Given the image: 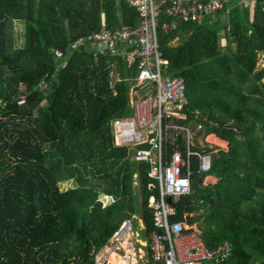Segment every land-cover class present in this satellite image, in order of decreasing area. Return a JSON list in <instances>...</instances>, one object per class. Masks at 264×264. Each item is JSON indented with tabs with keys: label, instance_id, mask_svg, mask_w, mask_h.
I'll use <instances>...</instances> for the list:
<instances>
[{
	"label": "trees",
	"instance_id": "trees-1",
	"mask_svg": "<svg viewBox=\"0 0 264 264\" xmlns=\"http://www.w3.org/2000/svg\"><path fill=\"white\" fill-rule=\"evenodd\" d=\"M102 19L110 30L135 27L138 10L127 0H0V264L92 263L136 212L144 235L152 229L148 204L156 191L147 167L111 141L110 121L131 115L135 68L123 50L70 48ZM158 38L166 69L185 84L179 122L227 144L204 150L214 183H202L192 158L189 191L174 202L171 221L197 222L209 249L227 242L230 264H264V0H222L214 18L183 22ZM67 182L73 187L58 192L55 183ZM53 198L58 228L42 229L36 223L52 220Z\"/></svg>",
	"mask_w": 264,
	"mask_h": 264
},
{
	"label": "built area",
	"instance_id": "built-area-1",
	"mask_svg": "<svg viewBox=\"0 0 264 264\" xmlns=\"http://www.w3.org/2000/svg\"><path fill=\"white\" fill-rule=\"evenodd\" d=\"M221 1L127 0L138 10L135 27L110 30L102 19L98 30L79 37L70 46L73 51L100 54L125 51L128 67L136 72L129 88L131 115L110 121L111 141L114 147H127L135 162H143L151 179L148 188L156 191L148 204L151 231L140 238L132 218L123 221L90 264H108L111 255L117 264H230L233 252L227 242L209 249L197 222L171 221L174 202L189 191L192 158L196 171L205 177L211 155L204 150L226 149L213 135H197L200 125L179 122L187 105L185 84L166 69L168 61L162 58L158 38L159 31L174 32L183 22L201 23L214 18ZM54 55L60 58L62 52L55 50ZM39 87L45 89L46 82L42 80ZM24 102V97L17 100L18 104Z\"/></svg>",
	"mask_w": 264,
	"mask_h": 264
},
{
	"label": "rangeland",
	"instance_id": "rangeland-1",
	"mask_svg": "<svg viewBox=\"0 0 264 264\" xmlns=\"http://www.w3.org/2000/svg\"><path fill=\"white\" fill-rule=\"evenodd\" d=\"M223 1H226L227 2V5H233V4L236 3L239 6H242L244 4L253 2V0H223ZM20 27H22V26H20L16 22L13 25V35L16 38L17 44L19 42ZM176 43H177V41L174 40L171 44L172 45H175ZM223 43H224V41H219V44L220 45L221 44L223 45ZM261 66H264V54H260L259 57H258V67H261ZM116 80H117V76L113 73L112 74V83H114ZM222 146H224V145H222ZM22 167H25V172L26 173H28L31 170H33L32 165H27V166H22ZM135 177L136 176H134V179H135ZM69 186L70 187H73V183L72 182H69V183L67 182V183H62V184L55 183V187H56V189H57L58 192H60L61 190L66 189V188H68ZM133 189H134L135 196L136 197L138 196L137 199L140 200V198H139V191H138V184H137L136 180L133 183ZM101 200H102L103 203H105L107 201V198L104 197V198H101ZM49 206L51 208H53L52 220L49 221V218L42 216V217L39 218V220H38V222L36 224L38 226L42 225L43 226L42 229L57 230L58 226H56V224L58 225V212H59V207H58V204H57L55 198H53V201H51V203L49 204ZM54 208H55V211H54ZM39 212L40 211H38V213ZM139 221H141V223L143 224L142 220H140L139 212H136L132 216L131 222H132V225H133L134 229H136L138 231L139 237L140 238H143L144 237V231H143V229L141 227L142 225H141V223ZM33 229L36 230L38 228L35 226V227H33Z\"/></svg>",
	"mask_w": 264,
	"mask_h": 264
},
{
	"label": "crops",
	"instance_id": "crops-1",
	"mask_svg": "<svg viewBox=\"0 0 264 264\" xmlns=\"http://www.w3.org/2000/svg\"><path fill=\"white\" fill-rule=\"evenodd\" d=\"M130 98V96H129ZM219 143H221L222 145L225 146V149H227V144L225 142H221L219 140H217ZM216 181L215 177H213L210 174L205 175L204 179H203V184H211L214 183Z\"/></svg>",
	"mask_w": 264,
	"mask_h": 264
},
{
	"label": "bare ground",
	"instance_id": "bare-ground-1",
	"mask_svg": "<svg viewBox=\"0 0 264 264\" xmlns=\"http://www.w3.org/2000/svg\"><path fill=\"white\" fill-rule=\"evenodd\" d=\"M211 142L217 143L216 141H213V140H211ZM217 144H220V143H217ZM112 257H113V255L110 256V259H109V261H108V264H117V261H114V260L112 259Z\"/></svg>",
	"mask_w": 264,
	"mask_h": 264
},
{
	"label": "water",
	"instance_id": "water-1",
	"mask_svg": "<svg viewBox=\"0 0 264 264\" xmlns=\"http://www.w3.org/2000/svg\"><path fill=\"white\" fill-rule=\"evenodd\" d=\"M139 165H143V162H139ZM167 200L170 202V198H167ZM84 264H90V263H84Z\"/></svg>",
	"mask_w": 264,
	"mask_h": 264
}]
</instances>
